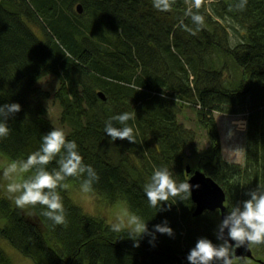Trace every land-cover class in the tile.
I'll return each instance as SVG.
<instances>
[{
	"label": "trees",
	"instance_id": "obj_1",
	"mask_svg": "<svg viewBox=\"0 0 264 264\" xmlns=\"http://www.w3.org/2000/svg\"><path fill=\"white\" fill-rule=\"evenodd\" d=\"M239 2L204 0L199 9L204 23L197 27L185 15L186 0H171L168 11L154 8L153 0H0V106H21L8 118L0 155L9 162L26 160L40 149L43 135L60 128L99 177L92 193L108 205L124 201L148 227L135 241L127 230L113 232L112 222L79 206L84 177H69L67 190L57 189L64 224L42 215L40 205L21 209L8 193L0 195V240L33 264H190L187 256L200 238L222 244L212 233L214 213L194 217L190 196L153 208L144 185L158 167H167L178 183L187 182L189 130L178 115L189 104L211 140L209 158L197 169L224 190L226 213L264 187V0H247L243 9L235 7ZM88 15L93 19L87 25L81 20ZM233 22L243 31L236 46L227 31ZM227 59L239 71L234 79L223 76ZM60 74L64 83L54 98L40 83ZM51 98L62 109L58 125L48 116ZM124 112L135 117L128 121L134 143L113 141L104 131L107 120ZM213 113L246 116L243 163L223 156ZM192 156L202 159L196 149ZM58 159L47 165L49 171ZM165 221L174 234L185 229L179 247L171 245L174 234L155 232ZM250 249L252 258L234 264H264V244ZM11 259L0 246V264H14Z\"/></svg>",
	"mask_w": 264,
	"mask_h": 264
},
{
	"label": "clouds",
	"instance_id": "obj_2",
	"mask_svg": "<svg viewBox=\"0 0 264 264\" xmlns=\"http://www.w3.org/2000/svg\"><path fill=\"white\" fill-rule=\"evenodd\" d=\"M203 2L204 0H186L188 8L185 15L190 17L197 27L204 23V17L199 14ZM246 2L247 0H240L235 7L243 9ZM153 7L159 11H168L171 8V0H153ZM181 24L183 25V21ZM20 111L21 106L17 103L0 106V138L9 133L8 118ZM134 118V114L129 112L115 115L105 122L104 131L113 141L128 140L134 143V129L128 125V121ZM114 121L121 127L114 126ZM239 150L237 148L233 151ZM57 156L58 167L49 171L47 165ZM29 171H32V175L22 178L23 174ZM13 177H21L20 182H15ZM69 177H84L80 183V191L84 193L90 192L93 184L99 179L95 170L83 163L76 142L67 140L65 132L55 127L43 135L38 151L29 154L26 160L10 161L3 168V178L8 181L6 191L15 205L21 209L40 205L45 209L42 215L57 225L66 222L62 197L57 189L67 190L65 180ZM144 193L149 205L155 208L168 202L170 198L185 199L191 196V185L186 181L178 183L167 167H158L154 169L149 182L144 185ZM248 195L250 199L242 202V206H233L219 225L217 238L223 243L217 246L209 239L200 238L187 256L190 264H234V246L229 243V239L235 242V247L264 244V187L259 186ZM110 227L117 233L127 230L134 241L138 240L135 237L140 238L148 233L147 223L135 214H118ZM226 229L228 239L224 236ZM155 232L169 236L174 234L167 226V221L163 225H156Z\"/></svg>",
	"mask_w": 264,
	"mask_h": 264
},
{
	"label": "rangeland",
	"instance_id": "obj_3",
	"mask_svg": "<svg viewBox=\"0 0 264 264\" xmlns=\"http://www.w3.org/2000/svg\"><path fill=\"white\" fill-rule=\"evenodd\" d=\"M209 4L210 3H207V5ZM78 5H75L76 10H77ZM63 15H66L64 17L65 19H68L69 21H71V17L69 16V13L68 14L64 13ZM43 18L44 17H41V19ZM89 19H93L91 15L84 17L81 21L85 22L88 25ZM98 21H101V23H104L102 19L100 20L98 19L96 23H98ZM221 23L223 24L224 20L223 21L221 20ZM58 24L59 22H57V19H56L55 25H58ZM48 25H49V20H47V22L44 23V26L47 27V31L51 33L52 30L48 28ZM35 30L39 34V36H41L42 33L38 32L39 28H36ZM235 30L238 32H235ZM227 31L229 32L231 46H236V44L241 42L242 37L240 36V34H242L243 31L234 22L231 23L230 28H227ZM77 39H80V37L78 36ZM173 52L175 53V56H177L178 52L180 51L177 52L173 50ZM225 63H226V69L223 75L225 78L227 77L230 79H234L236 76L239 75V71L235 68L233 62L230 59H227ZM189 74H190V79L192 80L193 77L191 76L193 75L191 73ZM62 79H63L62 74L50 75L46 77V79H44L40 83L41 88L43 90L50 92L51 95L54 98H56V95L59 92V89L62 87V84L64 83ZM48 106H47V109H48L49 118L54 123H57L60 113L62 112V109L60 108L57 102L56 103L54 102L53 98L50 99ZM196 111H197V108H195L192 105L187 104L181 109L178 115L180 123L183 124L184 128L189 130L188 139H189L190 145L189 144L187 145L188 146V151H187L188 157L184 160L183 168L190 166V168L193 171L198 170L197 167H199L200 164L202 165L204 162L208 160L209 155H210L209 154L210 147H211V140H210L208 131L207 129H205L203 124L200 123ZM213 115L216 121H218V130L220 132V136L222 139L223 156L229 162L243 163L245 133H246V128H247L246 121L244 120V118H246V116L245 115H231V114H225V113H213ZM56 125H58V123ZM229 133H232V135L230 136ZM237 148L240 149L238 152L233 151ZM195 149L199 153H201L202 159L198 160L192 156V153ZM8 162L9 161L5 157L0 155V171L3 172V168L6 166ZM19 178L20 177H13V180L15 182H18ZM7 183L8 181L4 180L3 174H2V176H0V195L7 193L6 191ZM77 191L80 196H78V193H77L76 200L80 203V205L75 201L76 204H78L86 213L92 216L93 215L97 216V217L102 216L109 223L113 222L116 219L118 214H134L132 211L129 210L128 206L126 205L124 201H119L118 203H115L114 205H108L106 204L105 200H102L99 197L95 196L92 193V191L88 193H84L80 191V189H77ZM90 193L94 196V198ZM95 208H97L99 211L95 212L96 211ZM211 213H214V216H213L214 228H213L212 233L214 234L216 238V232L222 220L220 218L219 212H211ZM185 232H186L185 229H179V231L176 232V234H174L173 240L171 241V245L175 247H179V242L181 241L182 237L186 238ZM0 246H1V249L4 250V252L10 259L12 257L11 260H13L14 264H33L31 260L23 257L18 251L13 249L12 246L7 241L0 240ZM232 254H234L233 250H232Z\"/></svg>",
	"mask_w": 264,
	"mask_h": 264
},
{
	"label": "water",
	"instance_id": "obj_4",
	"mask_svg": "<svg viewBox=\"0 0 264 264\" xmlns=\"http://www.w3.org/2000/svg\"><path fill=\"white\" fill-rule=\"evenodd\" d=\"M77 12L82 14V8L80 5L77 6ZM102 100H105L103 93L99 94ZM186 175L188 176L187 182L191 185V196L190 199L195 205L193 216L200 217L207 212H220V218L223 219L227 216L226 213V195L224 190L209 176H207L201 170L193 171L190 166L185 169ZM218 232V230H217ZM217 242L223 243L222 240L217 238ZM225 239H228L227 229L224 232ZM229 243L235 247V242L229 239ZM234 259L252 258V252L250 245L241 247H235Z\"/></svg>",
	"mask_w": 264,
	"mask_h": 264
},
{
	"label": "flooded vegetation",
	"instance_id": "obj_5",
	"mask_svg": "<svg viewBox=\"0 0 264 264\" xmlns=\"http://www.w3.org/2000/svg\"><path fill=\"white\" fill-rule=\"evenodd\" d=\"M216 212H219V211H216ZM220 213V212H219ZM235 247L233 248V251H234Z\"/></svg>",
	"mask_w": 264,
	"mask_h": 264
},
{
	"label": "crops",
	"instance_id": "obj_6",
	"mask_svg": "<svg viewBox=\"0 0 264 264\" xmlns=\"http://www.w3.org/2000/svg\"><path fill=\"white\" fill-rule=\"evenodd\" d=\"M217 124H218V121H217Z\"/></svg>",
	"mask_w": 264,
	"mask_h": 264
}]
</instances>
